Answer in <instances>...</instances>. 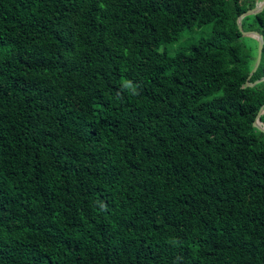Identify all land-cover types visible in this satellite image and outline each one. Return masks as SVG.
<instances>
[{"label": "trees", "instance_id": "trees-1", "mask_svg": "<svg viewBox=\"0 0 264 264\" xmlns=\"http://www.w3.org/2000/svg\"><path fill=\"white\" fill-rule=\"evenodd\" d=\"M256 3L0 0V264H264Z\"/></svg>", "mask_w": 264, "mask_h": 264}, {"label": "water", "instance_id": "water-1", "mask_svg": "<svg viewBox=\"0 0 264 264\" xmlns=\"http://www.w3.org/2000/svg\"><path fill=\"white\" fill-rule=\"evenodd\" d=\"M263 9H264V0H262L260 3L256 4L253 8L248 9L246 12L242 13L240 16H238V18L236 20L237 28H238V31L241 33V35L244 36V37L252 38L257 43V47H256V57H255L254 66L252 68V72L248 76V79L257 70V68H258V66L260 64L261 54H262V49H263V38L256 31H243L242 30V26H241V22H242L243 18H245L246 16L256 15V14L260 13ZM263 81H264V77H262V78H260V79H258L256 81H254L253 83L247 82L246 85L249 86V87H253L256 84L261 83ZM263 113H264V108L262 106L259 109L258 113H257V116H256L255 121L253 122V126L256 129H258L259 131H261V132H264V126L260 122L259 117Z\"/></svg>", "mask_w": 264, "mask_h": 264}, {"label": "rangeland", "instance_id": "rangeland-1", "mask_svg": "<svg viewBox=\"0 0 264 264\" xmlns=\"http://www.w3.org/2000/svg\"><path fill=\"white\" fill-rule=\"evenodd\" d=\"M261 0H257V3H260ZM197 28H193L190 33L186 32L184 35H183V39H182V42L181 44H183V41H185L186 39H189V40H196L198 38H200L201 36H208L209 34V31L207 28H201V29H197ZM245 45H247L248 47L251 46V44L246 41L245 42ZM165 50H166V53L169 54V55H174L176 50H177V44H168L165 46ZM160 51H163V46L160 48Z\"/></svg>", "mask_w": 264, "mask_h": 264}]
</instances>
